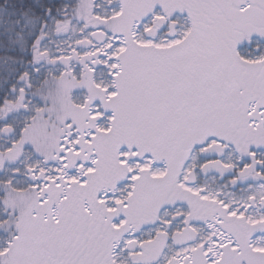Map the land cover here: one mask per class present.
I'll use <instances>...</instances> for the list:
<instances>
[{
  "label": "snow or ice",
  "instance_id": "1",
  "mask_svg": "<svg viewBox=\"0 0 264 264\" xmlns=\"http://www.w3.org/2000/svg\"><path fill=\"white\" fill-rule=\"evenodd\" d=\"M0 264H264V0H0Z\"/></svg>",
  "mask_w": 264,
  "mask_h": 264
}]
</instances>
